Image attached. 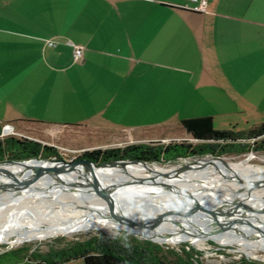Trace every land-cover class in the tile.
Masks as SVG:
<instances>
[{
    "label": "crops",
    "instance_id": "obj_1",
    "mask_svg": "<svg viewBox=\"0 0 264 264\" xmlns=\"http://www.w3.org/2000/svg\"><path fill=\"white\" fill-rule=\"evenodd\" d=\"M199 1L0 0V137L77 153L264 122V0Z\"/></svg>",
    "mask_w": 264,
    "mask_h": 264
},
{
    "label": "water",
    "instance_id": "obj_2",
    "mask_svg": "<svg viewBox=\"0 0 264 264\" xmlns=\"http://www.w3.org/2000/svg\"><path fill=\"white\" fill-rule=\"evenodd\" d=\"M121 162L143 161L115 160L94 163L82 158L2 160L0 161V212L9 205H20L28 198L72 194L79 199L98 198L103 202L110 219L123 226V228L120 227L122 230L152 242L160 243L148 235L157 236L164 240L162 242L167 240L173 244L192 245L199 239L238 229L264 234V204L250 208L242 200L235 199V194L206 203L205 200L191 193L168 186H158L148 177H133L130 174L125 180L116 178L110 182L107 176L97 172V169H107ZM6 166L17 167L18 170L8 169ZM66 174L74 176L76 180L64 179L63 175ZM133 185L149 186L154 194L170 197L167 205L174 207L163 213L150 215L149 221H144L141 216L136 218L135 207L141 206L142 203L128 204L122 201L117 202L114 198L121 199L125 193H131L133 196L143 195V192L132 189ZM257 186V183L251 185V187ZM218 204L228 205V207L219 210ZM169 216H176L177 219L173 222L179 228L178 232L156 227ZM171 231L186 238L175 240L172 238L175 234Z\"/></svg>",
    "mask_w": 264,
    "mask_h": 264
},
{
    "label": "bare ground",
    "instance_id": "obj_3",
    "mask_svg": "<svg viewBox=\"0 0 264 264\" xmlns=\"http://www.w3.org/2000/svg\"><path fill=\"white\" fill-rule=\"evenodd\" d=\"M139 163L145 166H138L137 164ZM147 165L150 164L143 162H121L120 164L112 165V167L110 168L97 169L98 171H96L102 174L103 176H107V179L110 182H113L116 178H122L125 180L130 174H132L133 177H148L152 182H154L158 186H168L173 189H178L183 192L191 193L195 197L205 200L206 203L216 199L229 197L227 194H225L224 189L226 188L231 192L235 193V199L240 201L242 200L243 203L246 204V206H249L250 208L259 207L264 204V169H256L251 167H244L245 169L226 168L222 169L218 173V175L213 178H204L201 176V171L203 170L202 166L196 169L195 172L188 171L184 173H176L170 170H157ZM6 167L8 169L18 170L17 167ZM70 176L66 174L63 175V178H67L73 181L76 180L74 176ZM253 183H257L258 186L251 187ZM131 188L135 189V191L137 192H143V195L133 196L131 195V193H125L123 194V197L121 199H117L116 197L114 198L117 202L122 201L123 203L128 204L132 202H134L132 204L142 203L141 206L135 207V212H137L135 216L136 218L141 216L144 221H149L150 215L160 214L174 207L172 205H167L168 201L171 199L170 197L159 196L157 194H154L153 189L149 186L145 187L143 185H133L131 186ZM53 196L45 198L40 197V199H37H39L40 201H46V204H48L46 206H51V203H56L58 206H60L58 212L49 213L43 212L38 209L35 211V208H33V206L28 207L26 205L27 203L24 202L23 204L16 205V207L14 208H8L0 214V227L6 225L5 222H2L4 221V218L8 217H12L10 221L8 219L7 222L9 224H12L13 226H19V224L23 221L20 219L24 218L31 220V222L28 221V225H44L48 228L46 235L61 233L65 230H69L73 226L81 225H94L100 227L106 232H109L112 229H120L121 227V225L114 223L110 219L103 202H101L98 198L85 197L84 199H79L72 194H58L57 196ZM57 198H59L60 200H58ZM157 204L159 206H157ZM68 206H72L74 208V213L66 215L68 213ZM218 206L219 208L217 209L219 210L228 207V205L223 204H218ZM242 211L244 212V210ZM17 219L19 221H17ZM174 219H177L176 216H169L166 219L162 220V222H160V224H158L156 227L167 230H177L176 232H178L179 228L177 227V225L174 224ZM172 233L175 234L172 237L177 238L176 240L186 238V236L177 235L178 233ZM218 235L219 234L199 240H212L214 242H217L214 237ZM220 235L226 237V239L232 242L239 243L244 247H257V249L264 250L263 233H255L251 230L238 229L237 231L225 232L221 233ZM26 237H22L20 241L28 239ZM165 242L170 241L166 240Z\"/></svg>",
    "mask_w": 264,
    "mask_h": 264
},
{
    "label": "trees",
    "instance_id": "obj_4",
    "mask_svg": "<svg viewBox=\"0 0 264 264\" xmlns=\"http://www.w3.org/2000/svg\"><path fill=\"white\" fill-rule=\"evenodd\" d=\"M182 130L189 138L198 141L193 144L186 140L161 142H148L139 145H127L123 147L93 148L81 151L74 159H86L94 163L110 162L115 160H137L146 163L172 162L179 158L210 154L212 156L240 155L253 151H264V122H261L244 132L217 130L213 127L209 116L185 118L179 121ZM29 158H60L58 150L52 146L41 144L37 141L5 135L0 137V161L21 160ZM99 236V235H97ZM98 238H91L86 244H92ZM129 246L139 248L149 253L152 264H202L196 259L200 253L188 246L181 248V254L177 252H161V246L147 240L133 238ZM139 241V242H138ZM80 243L79 246L61 247L64 251L53 256L55 249H49L40 253L38 250L28 251L21 247L0 252V264H56L73 259L76 256L82 259L83 264H140L130 261L123 256L112 252L110 249L97 246L87 247ZM187 246V245H186ZM77 248L78 251H72ZM76 252L78 254H76ZM139 261V260H138ZM249 260L241 259L229 264H257Z\"/></svg>",
    "mask_w": 264,
    "mask_h": 264
},
{
    "label": "rangeland",
    "instance_id": "obj_5",
    "mask_svg": "<svg viewBox=\"0 0 264 264\" xmlns=\"http://www.w3.org/2000/svg\"><path fill=\"white\" fill-rule=\"evenodd\" d=\"M166 144V143H165ZM198 144V143H195ZM90 150V149H88ZM81 152V151H80ZM80 152H73L72 150L64 149L60 150V158L64 160H74V157L77 156ZM130 161V160H129ZM149 167H152L157 170H170L176 173H184V172H195L196 169L202 166L203 170L201 171V176L204 178H213L222 169L226 168H241L251 167L256 169H264V151H249L240 155H223V156H212L210 154L200 155V156H192L179 158L172 162H164V163H148ZM138 166H145L142 164H137ZM232 165V166H231ZM206 167V168H205ZM225 194L228 196L234 195V192H231L228 189H224ZM40 199V198H39ZM37 198H28L25 200L26 205L33 206L36 211L41 210L43 212L54 213L58 212L60 206L56 203L51 206H46V201H40ZM60 200L59 198H57ZM23 204V203H22ZM32 204V205H31ZM50 204V203H49ZM237 205V204H236ZM16 206H7L4 210L8 208H14ZM38 207V208H37ZM3 210V211H4ZM2 211V212H3ZM34 211V212H35ZM0 212V214L2 213ZM67 214L74 213V208L72 206H68ZM12 217L4 218L5 226L0 227V252H4L7 250L18 249L21 247H25L28 251L38 250L40 253H44L49 249V246H52L55 249L53 256H56L58 253H62L64 250L61 247L68 248L69 246L77 245L80 243H84L83 246L85 248L97 246L104 247L110 249L112 252L123 256L124 258L130 261H136L140 264H152V258L149 257V253L141 250L139 248H134L133 246H129L128 243H132L131 240L133 238L137 240H146L143 238H139L133 234H129L126 231L120 229H112L109 232L102 230L100 227L91 225V226H73L69 230H65L61 233L46 235L48 230L44 225H28L27 218L20 219L23 220L22 223L18 225L9 224L7 221ZM6 219V221H5ZM19 219V218H18ZM17 219V221H19ZM16 222V221H14ZM26 223V224H25ZM11 226V227H10ZM22 226V227H21ZM5 227V228H4ZM15 230V231H14ZM18 230V231H17ZM17 231V232H16ZM5 232V233H3ZM3 235V236H2ZM99 235V236H97ZM26 237L28 239H24L20 241L22 237ZM156 241H160V243H155L161 246V252H177L181 254L180 249H187L188 246L192 247L194 250L200 253L199 256H196V259L200 261L202 264H229L241 259H246L252 262H256L257 264H264V250L257 249V247H244L239 243L232 242L226 237L221 236L220 234L214 239V241H205V240H197L192 245L186 244H173L169 242H161L162 240L153 235H148ZM174 236V235H173ZM91 238H98L95 243L86 244ZM173 238V237H172ZM175 240L177 238H174ZM148 241V240H147ZM139 242V241H138ZM245 249V250H243ZM72 251H78L77 248H72ZM76 254H78L76 252ZM139 260V261H138ZM251 262V263H252ZM15 264V263H13ZM31 264V262H29ZM56 264H83L82 259L79 257H75L73 259H69L65 262H58Z\"/></svg>",
    "mask_w": 264,
    "mask_h": 264
},
{
    "label": "built area",
    "instance_id": "obj_6",
    "mask_svg": "<svg viewBox=\"0 0 264 264\" xmlns=\"http://www.w3.org/2000/svg\"><path fill=\"white\" fill-rule=\"evenodd\" d=\"M193 10L194 11H203L204 10V0H200L198 5L193 7ZM49 43L52 44L51 41ZM67 44L71 46L73 58L74 59H78L80 57V55H81L82 48L80 46L71 44L70 42H67ZM5 129H7V126H5ZM6 134L7 133L4 132L3 136H5Z\"/></svg>",
    "mask_w": 264,
    "mask_h": 264
}]
</instances>
